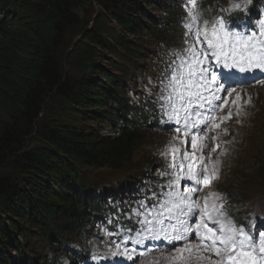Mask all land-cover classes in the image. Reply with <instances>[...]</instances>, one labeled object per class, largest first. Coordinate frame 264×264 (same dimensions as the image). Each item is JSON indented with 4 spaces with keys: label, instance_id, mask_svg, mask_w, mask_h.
I'll return each instance as SVG.
<instances>
[{
    "label": "trees",
    "instance_id": "obj_1",
    "mask_svg": "<svg viewBox=\"0 0 264 264\" xmlns=\"http://www.w3.org/2000/svg\"><path fill=\"white\" fill-rule=\"evenodd\" d=\"M151 2L0 0V264H83L101 258V229L125 230L113 187L89 170L148 166L137 152L162 116L147 73L155 50L178 45L188 21L168 0H157L160 18L148 15ZM93 3L103 14L90 31L78 12ZM143 33L151 39L139 41L148 46L140 54L126 37ZM103 52L133 69L128 87V69L97 63ZM138 81L141 101L130 91ZM254 179L264 184V158Z\"/></svg>",
    "mask_w": 264,
    "mask_h": 264
},
{
    "label": "snow or ice",
    "instance_id": "obj_2",
    "mask_svg": "<svg viewBox=\"0 0 264 264\" xmlns=\"http://www.w3.org/2000/svg\"><path fill=\"white\" fill-rule=\"evenodd\" d=\"M233 7L240 5L234 4ZM186 11L189 22L185 24V35L191 38V43L182 50L180 63L175 67L170 66L168 84L165 85V90L171 89L166 97L171 111L165 110V114L169 120H174L177 127L176 135L168 145L167 151L161 154L171 158L169 168L178 170L171 173L175 178L170 182L169 188L174 190L166 194L170 199L160 204L155 213H148L153 215L155 225L152 220L145 219L141 223L152 226L138 233V238L121 237L120 241H109V254L132 259L136 249L129 250L128 243L139 245L144 239L163 238L174 246L169 255L162 257L165 264H264V234L255 237L243 227H236L232 220L221 219L220 217L225 215L219 211L223 205L215 203L220 199V193L209 192L202 198L203 205L192 199L193 194L201 190L199 185L208 186L212 180L219 177V160L212 161L210 156L206 160L203 155L208 138L202 135L201 131L217 119L214 115L217 109L222 111L229 105V98L235 91L231 85L225 87L217 74L205 65V61L212 59L223 68L236 69L242 73L255 69L264 70V39L257 40L254 36L231 32L223 19L212 25L210 30L201 29L198 26L200 17L196 0H188ZM261 35L264 36V29H261ZM231 78L228 73L223 75L225 82ZM256 82L264 84V79H258ZM204 91L212 93L211 99L204 96ZM174 100L179 104V108ZM216 101L220 103L217 104ZM250 104L251 96L244 99L239 93L231 100V107L237 109V115L244 105ZM206 106L207 114L196 111V108L204 109ZM180 109L185 113L183 123L179 116ZM232 115L230 108L227 115L220 117V120L231 119ZM193 116L197 117L194 121ZM211 126L219 128L220 124L212 123ZM224 131L227 133L228 130ZM189 135L191 152L187 148L176 146L177 141L181 145L188 144ZM212 140L217 141L218 137L213 136ZM218 146L217 143L212 152H215ZM177 154H180V163H177ZM182 179L190 180L197 186L179 191L177 189ZM209 208L217 211L219 215L213 216ZM194 214L198 215V219L190 223L187 217ZM193 233L198 243H192L190 237ZM106 234L114 235L111 232ZM177 241L184 243L175 246ZM139 255L145 256L146 252H140ZM153 264H159V260Z\"/></svg>",
    "mask_w": 264,
    "mask_h": 264
},
{
    "label": "rangeland",
    "instance_id": "obj_3",
    "mask_svg": "<svg viewBox=\"0 0 264 264\" xmlns=\"http://www.w3.org/2000/svg\"><path fill=\"white\" fill-rule=\"evenodd\" d=\"M164 1V0H160ZM171 1L173 4H175L181 15H184L187 13L186 11V5L185 3H179L178 0H168ZM235 1V0H231ZM240 1V0H236ZM156 2V3H155ZM200 0H198L197 7ZM179 3V5L177 4ZM236 4L238 2H235ZM162 2H157V0H153V2L150 3V6L148 9L145 7V12L152 16L157 18L161 17V5ZM190 7V5H188ZM215 6V3L212 4V2L209 3V7L207 8L208 12H211L213 10V7ZM144 11V8H143ZM103 14V11L99 9V7L93 3L90 7H87L84 11L78 12V17L81 20L82 24L84 23L88 30H92L95 21L100 18V16ZM103 21L105 24L111 28L114 27V23L110 19L103 18ZM241 25V28H233L235 30H238L239 33L247 35L248 30L252 27V24L249 21H244ZM72 32H75V30H72ZM73 36V35H72ZM69 36V37H72ZM79 39V36L77 35L74 40ZM126 39H129L134 45H136L137 50H139L140 54H143L145 50L148 48L147 45H145L142 42H139L140 40L145 41L146 39H151L146 36L145 33L142 34L140 39H135L131 36H127ZM133 47V46H132ZM119 51V49H118ZM102 59H97V63L100 65H103L108 71L113 70L114 68L118 69L119 71H122L124 73L128 72L130 74V77L127 81H125L126 86L128 87L129 84L132 81V76L135 75V72H133V69L127 66V69L123 67V63L121 61L120 57H117L116 55H112L109 53H101ZM140 54L137 55V57H140ZM163 53L161 52V49L155 50V55L153 56V62L150 67L149 73H147V77L149 78V84L151 87H154L157 83V77L159 75V70L155 67L156 59L159 57H162ZM136 62H140L138 59H136ZM146 74V73H145ZM144 77V76H140ZM258 79H264V76H262L256 69L254 70L253 77L247 81V86L245 88L237 90L233 95L232 99L235 98L236 94L239 93L242 98L247 99L248 96H251V104L250 105H244L243 110L240 112L241 119H232L227 122V126L231 127L234 122L238 123L240 126H238L237 131L235 132V142L240 146V149H235V152L232 150L225 151V154L227 156L236 155L234 162L231 164L230 167H227L224 172L219 171V177L216 179V181L212 184L211 187L206 189L204 193H207L208 190H215L214 192H218L221 194V197L219 199V202L222 200L223 203L226 202L225 205H228L227 209L232 208L233 214L240 215L245 211L249 210H255V213L257 215H264V184L258 183L252 179L248 174L252 172L253 168L255 167L256 161V155L261 158L264 155V84H259L256 81ZM226 86H229L228 82H224ZM130 90L132 92H135V94H138L136 92H141L139 97L143 95L142 90V84L138 81L134 86L133 84L130 86ZM225 94L222 93L221 96H224ZM231 98V97H230ZM231 99V100H232ZM230 100V101H231ZM230 105V103H229ZM229 105L225 107L223 110H226V108L229 110ZM236 109V108H235ZM237 110V109H236ZM197 118L193 119L196 120ZM214 122V121H213ZM108 129L105 128L103 132H107ZM204 131V129L201 131V133ZM175 135H172L171 132H166L165 134H162L161 132H158V130L151 131L150 134L145 137L146 143L145 146H148V140H153V144H159L158 148H165L167 149L168 145L172 142V138ZM161 140V141H160ZM160 141V143H159ZM227 143H224V146ZM181 144L179 141L176 142V146L179 147ZM142 145V148L137 152L138 154H142L145 158L146 153V147ZM220 148H216L215 152H207V155L210 154L215 157V154L217 150ZM254 154V156H253ZM150 160L147 161L149 164V167H147V172L143 174L144 178H150L153 179L154 173L158 167L161 166V155L158 149H152L149 153ZM253 156V160H251ZM219 160V166L222 163V160L219 157H216ZM262 160H260L261 162ZM131 167H124L129 168ZM139 168V167H137ZM89 174L91 178L97 182V184L101 187L105 186H112L113 192L115 194H118L117 187H121L126 182L131 183L133 186V190L138 191L137 187H145L147 183H144L143 177L141 176V172H138L137 169L131 168L129 173H109L105 170H89ZM231 182H233V185H229ZM152 183V181H150ZM126 192V187L124 186V189L122 190V193ZM118 197L120 195H117ZM212 202V201H211ZM217 202V201H216ZM227 216V214H225ZM258 228V225L255 226V229ZM192 243H195L194 237H190ZM178 245L181 244V242L177 243ZM173 248L167 250L168 255L172 252ZM113 256L109 254L107 250L104 251L102 257L100 260L102 262L106 260H110ZM159 260V264H165V261L160 257L157 258L155 256H150L149 258L143 259L140 263L137 264H153L154 261ZM97 262V259H93L90 264H93Z\"/></svg>",
    "mask_w": 264,
    "mask_h": 264
},
{
    "label": "bare ground",
    "instance_id": "obj_4",
    "mask_svg": "<svg viewBox=\"0 0 264 264\" xmlns=\"http://www.w3.org/2000/svg\"><path fill=\"white\" fill-rule=\"evenodd\" d=\"M243 80H247V79H244V78H243ZM115 189H116V188H114L113 190H115ZM112 197H113V196H112ZM100 224H101V223H100ZM103 226H105L104 223H103Z\"/></svg>",
    "mask_w": 264,
    "mask_h": 264
}]
</instances>
